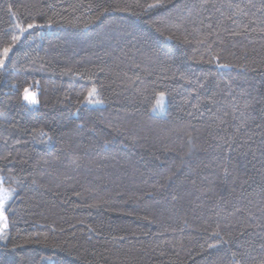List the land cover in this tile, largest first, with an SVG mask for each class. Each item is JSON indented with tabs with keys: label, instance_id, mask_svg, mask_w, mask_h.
<instances>
[{
	"label": "trees",
	"instance_id": "trees-1",
	"mask_svg": "<svg viewBox=\"0 0 264 264\" xmlns=\"http://www.w3.org/2000/svg\"><path fill=\"white\" fill-rule=\"evenodd\" d=\"M151 2L0 0V30L9 24V3L20 6L25 14L33 11V5L55 4L59 13L55 16L58 25L41 30V35L20 46L15 68L0 82V113L5 117L0 119V156L11 152L13 157L0 160V168L6 181L11 175L27 178L8 214L9 239L0 241L3 264H227L223 249L207 248L214 242L208 234L217 224L222 234H239V242L251 240L253 247L260 243L264 233L254 226L255 220L248 219L249 210L260 217L258 209L264 207L260 136H254L251 145L241 146L244 136L240 134L233 150L217 149L207 125L214 115L231 113L232 96L242 105L247 93L256 98L264 93V36L250 32L247 39L226 38L219 46L224 48L222 62L245 66L217 69L215 62H208L211 57L205 47L196 43L199 37L192 29L201 27V20L206 25L209 14L215 24L219 13L210 6L197 16L200 0H165L164 8L139 17L113 11L96 20V10H86L90 3L129 5L139 13L138 3ZM234 2L243 5L248 0ZM220 3L213 0L216 7ZM75 5L80 6L73 11ZM47 12L53 15L52 10ZM72 20L76 23L68 22ZM152 21L159 22L165 35L174 32L179 40H164ZM172 22H183V27L175 29ZM225 24L235 27L229 21ZM154 49L159 50L163 64L149 68L148 57ZM245 53L247 59H241ZM17 81L20 92L32 86L36 107L19 100L16 90L10 92ZM197 81L207 84L209 95L218 93L219 104L203 103L189 117L191 107L184 100ZM225 82L231 96L221 92ZM92 87L101 92L104 104H82ZM159 91L166 93L165 111L153 113ZM260 107L255 105L252 112L255 122L250 121L249 127L253 131H258L256 124L264 125ZM224 119L231 132L238 120L234 122L231 114ZM109 122L126 125L137 141L115 133ZM189 123L195 129L197 150L184 156ZM80 124L83 129L78 128ZM93 126L99 136L89 131ZM41 130L48 136H40ZM100 138L112 140V147L107 151L91 147ZM75 153L83 154L78 166L72 163ZM225 165L230 172L227 177L222 171ZM170 175L172 180H168ZM32 178L43 187L29 191ZM149 192L151 196L146 195ZM237 207L246 210L229 215ZM54 243L65 249L75 246L76 251L69 256L66 250L53 247ZM13 244L17 247L10 251ZM258 252L256 248L253 255Z\"/></svg>",
	"mask_w": 264,
	"mask_h": 264
},
{
	"label": "snow or ice",
	"instance_id": "snow-or-ice-1",
	"mask_svg": "<svg viewBox=\"0 0 264 264\" xmlns=\"http://www.w3.org/2000/svg\"><path fill=\"white\" fill-rule=\"evenodd\" d=\"M80 5L73 6V11ZM214 8L216 13H219V18L216 20V23H212V16L209 14L205 19L208 20V23L205 25L204 21H200L201 27H193L192 31L199 37L196 43L202 47H205L207 54L211 57L208 61L209 63L215 62V66L217 69H230L234 67H244V64L236 65L231 62H222L224 48L219 47L223 45L226 41V38H235V37H244L248 38L250 32H259L262 36H264V0H248L247 4L236 3L234 0H221L220 6L216 7L213 4V0H200L199 6L196 9V15L199 16L201 12L208 11L209 7ZM57 5L48 4L46 7L33 5V11L25 12L21 11V7L15 4L9 3L6 12L9 15V24L5 29L0 30V82H2L3 78H6L11 69L15 68V64L17 61L14 58L18 55L20 51V46L27 43L30 39L35 36L41 35V30L47 28L51 29L54 26L59 24V21L55 19L56 15L59 13L55 12ZM137 7L141 8V12L137 13L131 11V6L125 5L123 7H113L112 5L105 4H88L87 11L92 12L94 9L96 10V14L94 19L99 20L101 17L105 16L107 13L113 11L120 12H130L131 15L134 16H142L146 15L153 10L161 9L165 7V0H153L151 3H147L145 5L137 4ZM255 9V11H251ZM47 10H52L53 15L49 16ZM66 11V10H65ZM63 19V17H62ZM244 20H247L248 23H244ZM225 21L231 22L232 25H235L234 28H230L225 24ZM69 23H76L75 20L68 21ZM190 23L195 24V21H190ZM158 21H152L151 26L155 28V31L159 33L160 36L164 38V40L172 42L174 40H179V37L175 35L174 32H170L168 35H165V29H162L158 26ZM255 25V27H253ZM87 27V23L84 25ZM172 27L175 29H179L183 27V22L175 23L172 22ZM202 28H206L207 31H202ZM185 41H187V36H185ZM235 47V45H233ZM27 58L29 56L28 53L24 54ZM231 55H235V53H231ZM246 60L247 53L241 58ZM32 62V61H30ZM163 64V61L160 60V54L158 49H154L152 55L148 57V65L147 67H151L154 64ZM139 67V65H137ZM71 71V69H69ZM165 73L167 68L164 69ZM152 72H149L151 75ZM165 78H167L165 76ZM136 80H140V77L137 76ZM135 81L130 82V86H134ZM31 85L27 87H23V91L20 92V83L13 82L10 88V92L12 90H16L18 93V99L25 102L27 106H33L38 103L36 98V93L31 91ZM207 88V84L205 82L197 81L195 85L191 88L188 93V98L184 100L185 105H189L191 107V111L187 112L189 117H192L195 112H199L200 106L203 103L217 105L219 101L217 100L218 93L212 92L209 95L205 89ZM222 93H226L231 96L230 85L225 82V87L221 89ZM157 99L156 103L153 105L151 111L153 113H164L165 111V100L166 93L164 91H159L156 93ZM244 102L242 105L237 103V98L232 96L229 100L231 104L232 111L229 113L228 111H224L223 115H214L212 121L207 125L209 131V136L212 141H215V147L217 149H225L227 151L233 150V146L236 143V138L240 134H243L244 139L241 141V146L244 144L251 145L253 143V137L256 135L260 136V144L261 147L259 149L261 158H262V167H264V125L256 124L255 128L258 131H253L250 129L249 124L251 122H255V118L252 115L254 111L255 105H260V115L261 120L264 121V93L260 95L259 98L252 97L251 93H247L245 97H242ZM192 99L196 102L192 103ZM105 103V100L101 94V92L96 88L92 87L88 89L87 95L82 102L84 106H95L102 105ZM242 109V110H241ZM220 109H217L219 113ZM237 113H239V118L237 117ZM232 115L233 121H237L235 123L231 132H229L228 122L224 119V117ZM71 115L75 116L76 113H71ZM2 113H0V119H4ZM112 130L121 135H127L128 139L135 143L137 138L135 135H132L128 127L126 125L113 126L111 122L108 125ZM78 128L83 129L84 124L78 125ZM187 129V144L188 150L184 153V156H191L194 151L197 150V146L195 143L196 137L194 136L195 129L191 125V123L185 125ZM34 133L36 130H33ZM94 135L99 136L97 130L93 126L89 129ZM251 133V134H249ZM40 136H48V133L41 130L39 132ZM51 139V137H48ZM16 143H20L19 140ZM5 146L7 145V140H5ZM211 146V145H210ZM91 147L98 149L100 151H107L112 147V140L107 138H100ZM251 150V149H250ZM253 157L255 158V152H252ZM13 159L11 152L8 153L7 156H0V160L9 161ZM83 159V154L75 153L72 157V163L77 164ZM25 163L27 161H24ZM222 171L227 177L230 172L228 167L225 165L222 168ZM4 172V168H0V241H5L9 239V213L13 212L12 204H14L19 198L22 191H24L25 181L27 178L19 179L15 175H11L7 181L2 175ZM174 175V174H173ZM173 175L168 177V180L173 179ZM262 181H264V176H262ZM41 185L36 178H32L30 185L28 186L29 191H33L34 189L41 188ZM261 193H264V183L261 184ZM48 191H51L48 189ZM56 195V193H53ZM77 195H79L77 193ZM146 195L151 196L152 193H146ZM243 195V193H242ZM250 195V194H249ZM247 199V197H245ZM264 198V197H262ZM177 199L176 195L172 196V200L175 201ZM100 202L97 204L91 205V207H97ZM252 200L248 199V204H251ZM219 206V204H218ZM243 208H234L232 213L229 215H236L245 211ZM261 213L260 217H256L250 210L248 211V219L255 220V227L261 230V233H264V207L258 209ZM219 215V212L216 213ZM55 224V221L53 222ZM252 224H246V227H252ZM228 225H225L227 228ZM60 232H64L63 228L59 229ZM182 230V229H181ZM57 229L52 227V232L55 233ZM89 232H92L93 229L91 227L88 228ZM224 230L221 228L219 224L216 225V228L209 232V237L213 239V243H208V250L221 251L224 250L225 256L227 259V264H264V235L260 236V243L253 247V241L247 240L244 242H239V234L236 237H233L231 232L224 233ZM242 234V233H241ZM44 241L49 240V236L45 235L43 237ZM53 241L56 238L52 237ZM120 240H123L124 237H119ZM37 242L39 239L37 238ZM227 246V247H225ZM234 246V247H233ZM5 247H7L5 245ZM16 245L13 244V248L10 251H14L16 249ZM53 247H59L62 251H67V254L71 256L73 252L76 251L75 246H70L67 249L59 243H54ZM256 248L259 249L257 255H253L256 252ZM259 256V259H257ZM79 259V257H77ZM0 264H3L0 261Z\"/></svg>",
	"mask_w": 264,
	"mask_h": 264
},
{
	"label": "rangeland",
	"instance_id": "rangeland-1",
	"mask_svg": "<svg viewBox=\"0 0 264 264\" xmlns=\"http://www.w3.org/2000/svg\"><path fill=\"white\" fill-rule=\"evenodd\" d=\"M24 104H25V102H24ZM37 105V104H36ZM36 105H33V106H28L29 108H34V107H36Z\"/></svg>",
	"mask_w": 264,
	"mask_h": 264
}]
</instances>
